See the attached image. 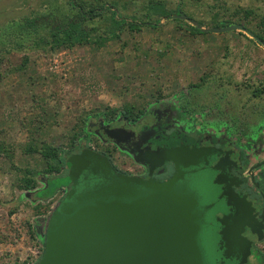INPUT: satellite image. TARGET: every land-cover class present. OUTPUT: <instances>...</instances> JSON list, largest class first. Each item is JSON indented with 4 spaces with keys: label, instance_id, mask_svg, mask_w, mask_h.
Masks as SVG:
<instances>
[{
    "label": "rangeland",
    "instance_id": "1",
    "mask_svg": "<svg viewBox=\"0 0 264 264\" xmlns=\"http://www.w3.org/2000/svg\"><path fill=\"white\" fill-rule=\"evenodd\" d=\"M86 1L118 3L120 8L125 6L122 13L127 16L145 14V4L161 1L170 11L182 12L205 28L222 27L224 19L238 22L242 16L234 15L242 9L255 11L250 20L255 31L260 30L258 24L264 18V0ZM50 9L70 12L66 0H0V148L9 151L0 154V264H35L44 247L37 234L40 220L47 219L62 189L72 183L68 171L45 178L47 187L37 197L47 201L57 195L48 202L34 201L15 188L21 174L12 169L13 164L38 171L46 167L41 156L22 152L32 140L65 149L72 135L79 132L82 119L125 107L143 109L162 98L185 103L197 113L205 112L203 121H216L220 115L234 121L235 110L243 109L246 114V103L250 102L255 103V113L264 112V47L244 32L193 35L188 22L171 18L161 19L157 28L126 32L121 40L100 48L78 46L52 54L10 44L14 38L9 36L13 28L7 29L11 22L20 23ZM174 13L172 16L178 14ZM105 24L100 20L92 26L99 27L101 34ZM7 36L10 40H2ZM26 57L25 69L19 71ZM219 98L224 104L222 111L214 106ZM248 112L247 118L252 117ZM144 118L138 125L152 117L145 113ZM257 118L255 115L256 124ZM177 133L171 140L190 142L193 138ZM203 138L198 136L208 143H228ZM68 155L63 160L67 169ZM238 159L247 166L246 157ZM262 263L257 253L249 264Z\"/></svg>",
    "mask_w": 264,
    "mask_h": 264
},
{
    "label": "flooded vegetation",
    "instance_id": "2",
    "mask_svg": "<svg viewBox=\"0 0 264 264\" xmlns=\"http://www.w3.org/2000/svg\"><path fill=\"white\" fill-rule=\"evenodd\" d=\"M221 100L214 106L222 111ZM246 108V114L235 110L234 121L221 115L216 121H203L205 112L162 98L139 110L125 107L88 116L83 134L64 149L71 153L66 161L91 150L104 157L103 166L83 171L68 189H62L47 219L40 220L37 234L45 240L53 216L61 218V210L79 209L97 200L131 202L152 192L144 182L164 184L177 175L173 191L197 202L204 264H249L257 253L264 264V112L255 113L252 102ZM248 111L252 117L247 118ZM145 113L151 114V121L138 125L139 120L145 122ZM112 131L120 133L116 140L110 136ZM177 132L193 138L171 140ZM198 136L228 143H208ZM240 156L249 160L247 166ZM66 164L69 168L63 166L62 171L70 174L71 166ZM225 185L229 189L224 191ZM118 186L124 191L121 197L112 194Z\"/></svg>",
    "mask_w": 264,
    "mask_h": 264
},
{
    "label": "water",
    "instance_id": "3",
    "mask_svg": "<svg viewBox=\"0 0 264 264\" xmlns=\"http://www.w3.org/2000/svg\"><path fill=\"white\" fill-rule=\"evenodd\" d=\"M172 19L188 22L203 33L244 32L264 47L262 39L240 24L205 28L182 12L173 15ZM119 134L112 131L110 136L116 140ZM101 161H105L104 157L87 150L79 156L69 157L67 163L71 166L72 183L83 171L101 168ZM178 178L176 175L159 185L144 182L143 185L152 192L131 202L97 200L79 209L61 210L62 217L58 219L55 215L50 222L42 241L44 254L37 263L204 264L198 243L201 227L195 213L197 202L173 191ZM128 181L132 180H126V183ZM227 189L229 186L225 185L224 191ZM122 190L118 186L112 194L121 197L124 195ZM135 196L132 193L131 197ZM245 263L247 261L242 262Z\"/></svg>",
    "mask_w": 264,
    "mask_h": 264
},
{
    "label": "trees",
    "instance_id": "4",
    "mask_svg": "<svg viewBox=\"0 0 264 264\" xmlns=\"http://www.w3.org/2000/svg\"><path fill=\"white\" fill-rule=\"evenodd\" d=\"M66 2L70 7L69 13H62L55 9H50L46 13L27 17L20 23H16L15 21L11 22L7 28L9 29L10 27V30L12 28L14 30V32L9 34V36H14L10 44L15 43L14 48L17 46L19 49L28 45L30 49L42 50L46 53L51 52L52 54L78 46L100 48L108 42L121 40L122 35L126 32H140L144 27L157 28L159 27L158 23L161 19H171L174 13V11H170L166 4L161 1H150L143 6L145 14L140 15L139 13H135L131 16L124 15L122 9L125 6L120 8L119 4L115 2H104L101 5H96L86 0H66ZM175 13H179V11L176 10ZM254 14L255 11L252 9L239 10L234 16H242L240 19L244 22H240V19L236 22L230 18L224 19L222 25L244 23L243 25L247 29L252 30L257 37L264 41V18H261L259 21L258 25L260 26V30L255 31L251 27L252 22L250 23ZM100 20L106 22L104 33L101 34L99 33V27L92 26L94 22ZM174 21L178 22L179 20L174 19ZM216 26L219 27L220 24ZM261 29H263V32ZM190 30L193 35L206 34L195 27L190 28ZM9 36L2 38V40H10ZM28 60V57H26L22 67L18 69L19 71L25 69ZM84 122L85 119H82L78 126L79 133H74L70 138L69 147L74 144L80 134H83ZM22 152L27 156L39 155L46 163L43 171H38L30 167H17L15 164L12 165V169L21 174V177L15 183V188L23 192H31L39 187L38 176L41 178L44 175L45 178H48L53 174L61 173L63 160H65L64 155L70 153L65 152L62 147L51 146L45 141L38 144L35 139L29 145H25ZM2 153L9 154V151L6 147H3L0 148V154ZM10 158L12 159L13 156ZM29 230L34 238L35 232L32 225H29Z\"/></svg>",
    "mask_w": 264,
    "mask_h": 264
},
{
    "label": "crops",
    "instance_id": "5",
    "mask_svg": "<svg viewBox=\"0 0 264 264\" xmlns=\"http://www.w3.org/2000/svg\"><path fill=\"white\" fill-rule=\"evenodd\" d=\"M42 178H45V177H39L38 176V179H39V181H38V184L39 183H42L43 184V187H38L36 190H34V191H24V192H26V197L27 198H34V197H37V194L40 192V191H42L44 188H46L47 187V184H46V182H44V179H42ZM36 191V192H35ZM29 193V194H28ZM57 195H55L54 197H51L50 199L52 200V199H54L55 197H56ZM49 200V199H48ZM37 201V200H36ZM40 202H47V201H43V200H41V198H40V200H39ZM38 201V202H39ZM50 201V200H49Z\"/></svg>",
    "mask_w": 264,
    "mask_h": 264
},
{
    "label": "built area",
    "instance_id": "6",
    "mask_svg": "<svg viewBox=\"0 0 264 264\" xmlns=\"http://www.w3.org/2000/svg\"><path fill=\"white\" fill-rule=\"evenodd\" d=\"M44 254V247H43V251H42V254L39 256L38 255V258L36 259L35 263L39 262L40 259L42 258V255Z\"/></svg>",
    "mask_w": 264,
    "mask_h": 264
}]
</instances>
